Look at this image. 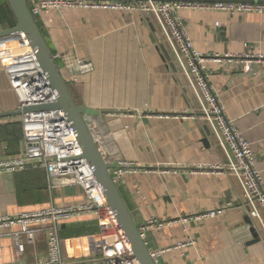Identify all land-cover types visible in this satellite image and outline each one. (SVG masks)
Masks as SVG:
<instances>
[{"label":"crops","instance_id":"0c3cea01","mask_svg":"<svg viewBox=\"0 0 264 264\" xmlns=\"http://www.w3.org/2000/svg\"><path fill=\"white\" fill-rule=\"evenodd\" d=\"M178 16L200 53L242 54L249 46L264 52V13L183 9ZM35 20L53 57L74 52L93 64V72L73 82L56 60L75 102L100 113L86 120L91 131L103 134L111 159L138 165L137 173L117 184L137 227L153 219L171 222L145 232L150 253L163 251L155 263L264 264V226L249 214L238 179L225 167L229 157L199 117V102L156 21L139 13L81 9L43 11ZM16 26L9 3L0 0V35ZM208 71L228 117L251 143L255 167L264 179V75L213 62ZM18 111V97L0 64V114ZM181 114L185 119L168 118ZM25 153L22 115L1 117L0 160ZM87 203L82 188L58 187L40 167L0 175V217ZM217 210L222 214L216 218L181 222ZM18 232V227L0 228V264L47 259L46 234H38L34 243L21 236V255L14 240ZM100 232L95 214L61 222L65 264H101L102 256L89 243ZM189 239L195 244L176 248Z\"/></svg>","mask_w":264,"mask_h":264},{"label":"built area","instance_id":"2783aa9c","mask_svg":"<svg viewBox=\"0 0 264 264\" xmlns=\"http://www.w3.org/2000/svg\"><path fill=\"white\" fill-rule=\"evenodd\" d=\"M34 18L43 11L61 9L108 10L139 13L154 19L176 63L183 69L189 86L199 102V117L208 123L218 144L229 157L225 166L235 176L242 188L245 205L251 217L264 226V179L262 172L255 167V155L251 143L238 129L234 120L228 117L226 107L213 89L208 71L210 62L226 64L234 69L264 75V52L249 46L242 54H208L195 49L181 18L180 10L220 11L229 14L264 13V0L204 1L180 0L174 2L148 1H105V0H30L28 2ZM26 49L21 55L14 50ZM63 62L71 81L93 72L91 62L80 59L74 52L54 57ZM0 64L4 68L13 91L19 100V111L29 107L56 105L58 94L50 85L43 70L37 51L25 34H13L0 38ZM186 115H173L168 118L185 119ZM26 153L18 159L0 160V175L25 171L29 168H43L57 186H77L84 190L89 203L69 207L31 211L17 216L0 217V228L18 227L14 234L16 249L23 254L25 246L20 243L24 236L28 243H34L40 233L46 234L48 255L46 260L34 264H65L62 259L59 236L60 223L79 216L95 214L99 218L101 232L90 237V248L102 256L101 264H139L134 257L128 238L119 225L114 210L109 206L103 188L98 183L89 163L83 158L78 135L62 110L29 112L22 114ZM98 150L106 162L114 163L111 174L116 185L125 175L138 172L137 164L114 161L113 152L108 151L104 136L100 131H91ZM213 169L220 170V167ZM222 211L196 214L181 222H200L213 219ZM171 222L158 219L148 221L139 229L144 239L145 232L160 230ZM195 244L194 239L179 243L176 248ZM89 245V244H88ZM87 248V246H86ZM89 249V247H88ZM163 251L152 254L153 259Z\"/></svg>","mask_w":264,"mask_h":264},{"label":"water","instance_id":"95a60500","mask_svg":"<svg viewBox=\"0 0 264 264\" xmlns=\"http://www.w3.org/2000/svg\"><path fill=\"white\" fill-rule=\"evenodd\" d=\"M17 20V26L5 31L0 36L6 37L13 34H25L37 51L38 60L45 71L50 85L58 94V103L56 105L29 107L24 111L17 113L0 114L1 117L11 115H22L29 112H41L50 110H62L67 116L69 122L73 125L78 135V141L83 152V158L89 163L98 183L104 191L105 198L109 206L114 210L116 219L125 232L128 241L132 247L134 257L139 264H156L144 239L141 237L139 228L133 221L127 206L120 194V191L114 182L111 169L115 167L114 163L106 162L101 156L98 147L93 139L91 130L86 118L100 116L96 110L78 105L71 93L69 83L64 78L62 71L53 57L48 45L40 31V28L31 14L28 2L30 0H6ZM130 1V0H123ZM148 1V0H136ZM156 2H174L180 0H152ZM195 1V0H193ZM197 1V0H196ZM201 1V0H200ZM212 1V0H204ZM164 51V47L162 48ZM166 56L168 53L165 51ZM252 228V227H251ZM255 242H258L259 235L255 228L251 229Z\"/></svg>","mask_w":264,"mask_h":264},{"label":"bare ground","instance_id":"6f19581e","mask_svg":"<svg viewBox=\"0 0 264 264\" xmlns=\"http://www.w3.org/2000/svg\"><path fill=\"white\" fill-rule=\"evenodd\" d=\"M26 52V49H17V50H14V53L16 54V55H21V54H23V53H25Z\"/></svg>","mask_w":264,"mask_h":264}]
</instances>
